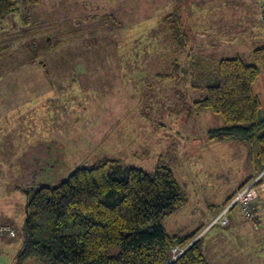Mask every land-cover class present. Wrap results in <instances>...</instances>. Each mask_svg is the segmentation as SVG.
I'll return each instance as SVG.
<instances>
[{"label": "rangeland", "instance_id": "374dc122", "mask_svg": "<svg viewBox=\"0 0 264 264\" xmlns=\"http://www.w3.org/2000/svg\"><path fill=\"white\" fill-rule=\"evenodd\" d=\"M22 1L18 11L0 26V224L11 225L17 234L0 237V264H15L25 239V179L31 176L38 183L58 184L74 168L91 166L103 158L118 159L150 173L160 159L169 164L188 203L162 224L171 235L199 232L195 239L200 237L210 264H230L219 254L224 245L237 251L255 248L264 252V229L217 224L204 231L217 210L204 206L202 196L214 206L226 200L229 188L247 178L248 148L242 157L239 145L223 143L218 150L211 148V142L201 145L204 125L217 127L224 120L193 106L205 89L194 87L199 77L191 65L201 58L204 47L211 48L206 55L213 57L212 70L223 57L239 56L247 64L254 63L253 50L264 45L255 34L264 28L255 19L257 12L250 2L258 6L262 18L260 0H237L235 5L228 0H192L184 5L191 47H199L194 49L193 59L189 61L185 53L178 55L165 42L158 47V68L149 72L151 64H146L147 69L137 70L143 72L139 81L128 77L133 68L121 75L117 32L120 25L130 21L129 27L142 13L151 16L145 21L146 28L141 27L157 29L154 18L167 13L160 7L163 0H155V12L153 3L146 0H43L28 12ZM182 1L171 3L175 7ZM132 27L126 30L131 34L126 48L140 42V37L133 41ZM221 30H231L229 40L234 45L223 53L216 49L214 39ZM203 31L209 37L201 36ZM157 36L143 39L149 38L153 44ZM175 61L177 68L172 66ZM156 71L174 74L155 78ZM254 91L264 114L262 68ZM206 156L214 160L215 169L206 162L203 165ZM232 213L244 220L238 207ZM239 232L262 239L250 245ZM227 239L231 243L224 244ZM118 251V246L110 250L112 254ZM253 262L264 264V259Z\"/></svg>", "mask_w": 264, "mask_h": 264}, {"label": "trees", "instance_id": "16d2710c", "mask_svg": "<svg viewBox=\"0 0 264 264\" xmlns=\"http://www.w3.org/2000/svg\"><path fill=\"white\" fill-rule=\"evenodd\" d=\"M42 1L23 0L22 4L28 12ZM191 1H182L163 18L175 52L185 53L189 61L193 53L182 8ZM18 9L19 0H0V26ZM252 57V64L239 56L221 58L216 70L204 58L191 62L199 77L194 87L205 89L193 106L210 110L225 122L210 129L209 137L236 138L249 148L248 176L238 189L260 174L257 183L264 182V114L254 91L261 68L264 71V45L256 47ZM174 66H179L177 61ZM173 71L159 76L173 77ZM30 177L24 187L29 191L25 239L15 264L32 259L36 264H210L200 237L195 239L199 232L171 235L162 224L188 203L173 169L162 159L152 173L118 159L103 158L91 166L74 168L58 184L38 183ZM236 191L222 204L212 206L216 215ZM257 219L252 221L259 224ZM117 246L119 251L112 254L110 250Z\"/></svg>", "mask_w": 264, "mask_h": 264}, {"label": "crops", "instance_id": "0c3cea01", "mask_svg": "<svg viewBox=\"0 0 264 264\" xmlns=\"http://www.w3.org/2000/svg\"><path fill=\"white\" fill-rule=\"evenodd\" d=\"M146 1L153 3V8H154L153 11L155 12V6H154L155 0H146ZM146 1L144 2V4L146 3ZM156 1H158V0H156ZM171 1L170 0H163V2H160L161 6L160 5L159 6L165 8L164 11L167 12L166 14H168L169 12L174 10V8H175L174 4L171 3ZM48 2H50V1H48ZM228 3H230L231 5H235V3H237V0H228ZM250 5L254 9V12H257V14L255 15L256 16L255 19L264 28V23L262 21V18H259L258 6L252 2H250ZM166 14H163V16H157L156 18H154V21L159 25V27L157 29L155 27L154 28L148 27L147 29H145L146 28L145 21H147L148 20L147 17L151 16V15H148L147 13H142L141 15L136 16L133 20V23H132L133 27L131 29L134 30L133 34H134V37H136L133 39V41L136 42L137 37H140V42L139 43H131V46H133L132 48L131 47L126 48V46H125L127 40H131V37L129 36L131 34L127 33L126 30H127V28H130L132 26V24L128 27V25L130 23V21H129V23L127 25L125 23L120 25L118 32H117L118 36H119V40H118L119 46L118 47H120L119 55H118V67L121 69V75L122 76L126 73L125 69L133 68V71L128 73V77L129 78L134 77V79L139 81L142 79L143 72H137V70L143 71V69H147L146 64H148V65L151 64V65H149L150 66L149 72H150V69H157L158 68L157 67V64H159V61L157 60L158 59L157 56H158V52H159L158 47L165 42H170L168 34L165 31V28L163 27V21H162L163 17ZM161 22H162V24H161ZM137 23H139V24H137ZM142 25H145V28H142L141 27ZM152 34L158 35L155 38V41L153 44L149 42V38L143 39V37L144 38L149 37ZM230 35H231V30H221L220 33L217 34V36L215 35L214 39L216 41V45L218 46V47H216L218 52L222 51V53H223V51H228L232 46H234L231 43V41L229 40ZM201 36L209 37V34H208V32L203 31V34H201ZM255 37H256V40L260 39L261 40L260 42H264V31L256 33ZM170 44H171V42H170ZM224 46H225V48H224ZM198 48H199L198 46L191 47L192 53L194 52V49H198ZM209 51L211 52L210 47L201 48V55L200 56H201V58H204L208 61L210 60L212 62V64L214 65L213 57L206 55V53H208ZM172 66H173V64H172ZM154 77L155 78L160 77L158 71L155 72ZM203 110H206V109H203ZM224 124H225V122H224ZM224 124L219 125L217 127L216 126H214V127L208 126L207 127L204 125L203 130H201V145L206 143V142H211V144L214 145L211 147L213 150H218V147L223 145V143L225 145H228V146H231L232 144L239 145L241 147V156L243 157L244 156L243 151L245 152V149L248 148L247 144L244 143L243 141L236 139V138L235 139L234 138H227L224 136L215 137V138L209 137L210 129L222 127V126H224ZM207 133H208V135H206ZM247 150H248V152H247ZM245 155H246L247 159H249V148L246 149ZM234 161H236V159H234ZM205 162L208 164V166L210 168L212 167L215 169L216 164L212 158H208V156H206L204 159L203 165H205ZM246 173H247V175H246V177H247L248 176V167L246 169ZM174 175H175V173H174ZM211 178H213V175H211ZM244 181L243 182H237L235 184V186L229 188V192H228L229 194H227L226 197L230 196L233 192H235L236 189H238L244 183ZM202 197H203V199H201V202L204 206L207 205V207H209V208L214 206L211 204V200H209V199L207 200V198H205V196H202ZM223 202H224V200H222V203ZM255 207L258 210V215H257L258 219L257 220H258L259 224L257 223V227L255 226V223L252 220L248 219L244 215H241V217L244 218V220H241L240 218L238 219V215H233V213L230 216L231 220H230L229 224L222 226V227H227L229 225H236L238 229L240 227H243V228L246 227L247 229H249V230L253 229L254 231H259L260 229L261 230L264 229V191L262 192L260 198L256 200ZM208 224L206 225V227L208 226ZM206 227H205V229H206ZM220 233L225 234V232H223V231H221ZM239 234L241 235L244 233L239 232ZM235 235L238 236L237 233H235ZM256 236L257 235L250 234L249 237L244 236V235H241L240 237H241V239H243V238L248 239L249 244L253 245L256 240L262 239V238L256 237ZM226 243H231V239H227L226 241H224V244H226ZM219 254L223 260H227L230 264H231V262H232V264H235L236 261H240V264H254V262H253L254 259H258V260L264 259V252L263 251L259 252L255 248H253V249L251 248V251H246V250L237 251V250H233L228 245H226V246L224 245L223 248H220ZM259 264H262V263H259Z\"/></svg>", "mask_w": 264, "mask_h": 264}, {"label": "built area", "instance_id": "2783aa9c", "mask_svg": "<svg viewBox=\"0 0 264 264\" xmlns=\"http://www.w3.org/2000/svg\"><path fill=\"white\" fill-rule=\"evenodd\" d=\"M261 10L263 12L262 21L264 22V0H260ZM262 174L258 175L246 186L238 189L233 198L229 203L216 215L213 220L208 224L206 229H209L215 224L227 225L230 222L229 213L235 208L238 207L242 215L247 218L254 220L257 216V211L255 210L254 202L260 198L264 190V182L258 184L257 181ZM257 227V224L255 223ZM16 235V230L14 227L8 224L0 225V237L9 236L14 237ZM175 252L178 251V248L174 249ZM178 255V253H177ZM175 255L174 257H176ZM173 257V258H174Z\"/></svg>", "mask_w": 264, "mask_h": 264}, {"label": "water", "instance_id": "95a60500", "mask_svg": "<svg viewBox=\"0 0 264 264\" xmlns=\"http://www.w3.org/2000/svg\"><path fill=\"white\" fill-rule=\"evenodd\" d=\"M26 191V193L28 194L29 193V191L28 190H25ZM26 212H27V208H26ZM175 259V257L174 258H172V260H174ZM171 260V261H172Z\"/></svg>", "mask_w": 264, "mask_h": 264}]
</instances>
